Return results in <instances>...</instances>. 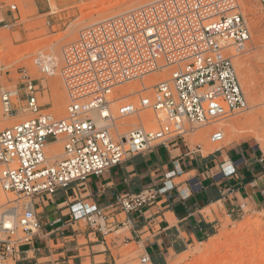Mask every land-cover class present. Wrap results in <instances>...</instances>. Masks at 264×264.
I'll return each mask as SVG.
<instances>
[{
  "label": "built area",
  "instance_id": "2783aa9c",
  "mask_svg": "<svg viewBox=\"0 0 264 264\" xmlns=\"http://www.w3.org/2000/svg\"><path fill=\"white\" fill-rule=\"evenodd\" d=\"M251 39L239 0H155L86 27L64 48L60 74L69 98L64 119L42 111L39 85L25 76L26 110L34 118L0 132V189L13 196L0 206V264H17L20 248L40 232L36 199L245 111L247 99L227 52H243ZM47 63L39 64L52 66ZM164 69L172 70L171 77L154 87L153 99L140 97L139 108L120 109L121 118L152 110L158 128L142 125L121 135L120 118L111 110L115 89ZM12 96L2 94L7 115L14 113ZM58 140L64 142L62 159L48 165L46 147ZM223 140L220 131L211 137L213 143ZM161 192L125 195L117 206L130 213ZM77 207L75 220L86 218L94 226L105 218L97 207ZM141 263L150 264L149 257Z\"/></svg>",
  "mask_w": 264,
  "mask_h": 264
},
{
  "label": "crops",
  "instance_id": "0c3cea01",
  "mask_svg": "<svg viewBox=\"0 0 264 264\" xmlns=\"http://www.w3.org/2000/svg\"><path fill=\"white\" fill-rule=\"evenodd\" d=\"M198 147L174 140L36 199L41 229L20 248L17 264H116L124 247L148 256L150 264H170L214 237L222 222L264 207V155L258 148L243 143L205 154ZM150 189L162 192L130 213L117 206L123 196ZM78 205L97 207L105 218L94 226L75 220Z\"/></svg>",
  "mask_w": 264,
  "mask_h": 264
},
{
  "label": "rangeland",
  "instance_id": "374dc122",
  "mask_svg": "<svg viewBox=\"0 0 264 264\" xmlns=\"http://www.w3.org/2000/svg\"><path fill=\"white\" fill-rule=\"evenodd\" d=\"M152 1L155 0H0V132L34 118L26 110L25 76L39 85L38 103L42 111L55 119H64L69 105L60 74L64 48L75 42L86 27ZM239 2L252 39L243 52L235 54L234 50H229L227 53L233 56L248 108L185 137L192 149L202 146L205 154L250 143L264 155V2ZM12 5H17L18 10L12 11ZM50 58H57V62L52 63L53 73H46L42 69L44 64L40 65L38 60L46 63ZM171 73V69L160 70L115 89L111 110L120 118L117 125L121 135L142 125L151 131L158 128L152 110L121 118L120 109L126 105L139 108L140 97L153 99L154 87L169 80ZM5 91L18 95L12 96L14 113L11 115L4 113L2 94ZM239 120L245 122L231 131ZM258 130L262 140L254 138ZM217 131L224 133V140L213 143L211 137ZM111 133L116 136L115 129ZM51 143L56 144L46 147L48 165L59 162L64 152L63 141ZM11 199L12 195L0 189V206ZM117 255L116 264H142L136 249L124 247ZM170 264H264V207L248 210L234 221L222 222L214 237L191 247Z\"/></svg>",
  "mask_w": 264,
  "mask_h": 264
},
{
  "label": "bare ground",
  "instance_id": "6f19581e",
  "mask_svg": "<svg viewBox=\"0 0 264 264\" xmlns=\"http://www.w3.org/2000/svg\"><path fill=\"white\" fill-rule=\"evenodd\" d=\"M126 13V12H125ZM119 16V15H118ZM231 52V51H230ZM232 53V52H231ZM39 61V63L42 61V59H40V60H38ZM48 61H50V62H54L53 64H55L56 65V62H57V58H55V59H53V58H50V59H48V60H46V63L48 62ZM48 64V63H47ZM45 65V66H43V71H45L46 73H50V72H52V70H53V68H52V66H50V65ZM165 70V69H164ZM167 70V69H166ZM170 72V71H169ZM53 73V72H52ZM247 89H248V87H247ZM249 91H250V89H248ZM17 95V92H13V96H16ZM58 110L60 111L61 110V107L60 106H58ZM94 117L95 118H97L98 120V123L99 124H104L105 122L102 120V115L100 114V115H98V114H94ZM243 122H245V121H243V120H239V121H237L235 124H233V130H231V131H235V130H237V128H238V124H241L242 123V125H243ZM254 138H256L257 140H262V134H261V132L258 130L255 134H254ZM260 142V141H259ZM262 143V142H261ZM56 144V143H55ZM55 144H53V143H50V144H48V146L47 147H54V145ZM55 153V152H54ZM56 155V154H55ZM5 194V193H4ZM10 197V196H9ZM0 203H1V200H0Z\"/></svg>",
  "mask_w": 264,
  "mask_h": 264
}]
</instances>
